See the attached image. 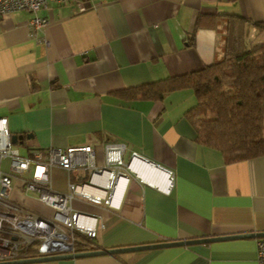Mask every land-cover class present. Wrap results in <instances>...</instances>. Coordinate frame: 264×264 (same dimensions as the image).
I'll return each mask as SVG.
<instances>
[{
  "label": "crops",
  "instance_id": "0c3cea01",
  "mask_svg": "<svg viewBox=\"0 0 264 264\" xmlns=\"http://www.w3.org/2000/svg\"><path fill=\"white\" fill-rule=\"evenodd\" d=\"M83 3L86 10L78 12L70 3L47 2L36 13L47 20L38 30L29 25V12L0 17V118L11 136L21 137L12 147L25 156L89 146L100 164L103 145L119 143L125 162L136 153L171 172L168 192L132 181L120 196L121 183L113 200L115 206L120 201L118 208L71 201L72 210L96 219L97 248L264 231V156L226 163L219 150L198 143L185 117L197 103L190 88L162 99L138 92L219 59L225 15L264 23V0ZM85 178L83 172L50 170L51 187L59 193ZM11 196L36 213L51 214L20 185ZM257 239L32 264H262Z\"/></svg>",
  "mask_w": 264,
  "mask_h": 264
},
{
  "label": "built area",
  "instance_id": "2783aa9c",
  "mask_svg": "<svg viewBox=\"0 0 264 264\" xmlns=\"http://www.w3.org/2000/svg\"><path fill=\"white\" fill-rule=\"evenodd\" d=\"M49 1L70 3L78 12L86 10L83 0H0V17L14 11L29 12L33 15L29 25L38 30L47 25V20L36 13ZM102 150L100 164L89 146L51 147L33 150L22 156L12 147L6 121L0 118V261L73 253L79 236L94 239L96 219L72 210L73 199L118 208L120 201L115 206L113 200L121 182L123 190L120 196L132 181L160 190L158 186L144 182L132 168L135 162L150 164L146 159L132 153L125 162V146L119 143H107ZM3 159L8 160L7 170L2 168ZM54 167L68 173L83 172L86 178L78 183H69L67 193L56 192L50 184V170ZM165 175L167 186L163 191L168 192L173 176L168 171ZM16 184L20 185L22 193L36 195L51 210V214L36 213L13 200L11 194ZM29 249L36 252L28 253ZM256 249L259 263L264 264V237L256 240Z\"/></svg>",
  "mask_w": 264,
  "mask_h": 264
},
{
  "label": "trees",
  "instance_id": "16d2710c",
  "mask_svg": "<svg viewBox=\"0 0 264 264\" xmlns=\"http://www.w3.org/2000/svg\"><path fill=\"white\" fill-rule=\"evenodd\" d=\"M224 18L219 59L138 92L162 99L168 92L190 88L197 103L185 117L194 127L196 141L219 150L230 163L264 156V23L234 15ZM92 241L79 236L75 250L97 249Z\"/></svg>",
  "mask_w": 264,
  "mask_h": 264
},
{
  "label": "water",
  "instance_id": "95a60500",
  "mask_svg": "<svg viewBox=\"0 0 264 264\" xmlns=\"http://www.w3.org/2000/svg\"><path fill=\"white\" fill-rule=\"evenodd\" d=\"M19 138L21 137L13 135L11 136V142L15 143L16 140ZM262 237H264V231L247 232V233H238V234H231V235L204 237V238H197V239L157 242V243H152V244L137 245V246H130V247H118V248H110V249L97 248V249H93L89 251H75L73 253H62V254L48 255V256L27 257V258L15 259V260L0 261V264H32V263H41V262H50V261H59V260H68V259H78V258L91 257V256L115 255V254L126 253V252H135V251L165 248V247L188 246L192 244L210 243V242L225 241V240H231V239L262 238Z\"/></svg>",
  "mask_w": 264,
  "mask_h": 264
},
{
  "label": "bare ground",
  "instance_id": "6f19581e",
  "mask_svg": "<svg viewBox=\"0 0 264 264\" xmlns=\"http://www.w3.org/2000/svg\"><path fill=\"white\" fill-rule=\"evenodd\" d=\"M132 168L137 171L138 175L147 184L156 185L163 190L166 188L167 180L165 178V174L158 170L156 167L147 163L144 164L135 162L132 164Z\"/></svg>",
  "mask_w": 264,
  "mask_h": 264
},
{
  "label": "rangeland",
  "instance_id": "374dc122",
  "mask_svg": "<svg viewBox=\"0 0 264 264\" xmlns=\"http://www.w3.org/2000/svg\"><path fill=\"white\" fill-rule=\"evenodd\" d=\"M2 168H3V170H7V168H8V160L7 159H3ZM62 181H63V179H62Z\"/></svg>",
  "mask_w": 264,
  "mask_h": 264
}]
</instances>
